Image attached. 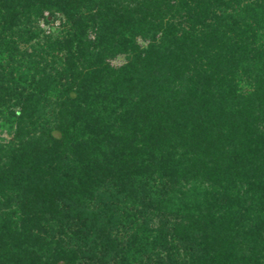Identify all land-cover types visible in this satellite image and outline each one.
Segmentation results:
<instances>
[{"label": "trees", "instance_id": "obj_1", "mask_svg": "<svg viewBox=\"0 0 264 264\" xmlns=\"http://www.w3.org/2000/svg\"><path fill=\"white\" fill-rule=\"evenodd\" d=\"M44 9L66 36L19 54ZM0 118L20 213L0 264H134L120 232L144 264H264V0H0ZM49 219L77 226L74 247L49 249Z\"/></svg>", "mask_w": 264, "mask_h": 264}, {"label": "rangeland", "instance_id": "obj_2", "mask_svg": "<svg viewBox=\"0 0 264 264\" xmlns=\"http://www.w3.org/2000/svg\"><path fill=\"white\" fill-rule=\"evenodd\" d=\"M38 15L36 14V15H33L30 17L31 18V26H22L23 28L30 29V30L34 31L35 35H34V38H32L28 43L20 44L19 51L21 53H19V54H27V56L32 55V54H34L35 50L42 48V46L44 47V44L46 45V43L49 41L52 43L53 46H56L55 43L57 41L63 40V38L67 34L66 33L67 26L65 24V19L62 16H60L59 14H56L54 16V18L50 17V18H52V20L49 22L44 21V17L50 15L49 10L44 9L42 11V13H39ZM161 15H162V13H161ZM86 34H87V38L91 42H94L95 33L92 31H87ZM136 44L139 46L140 49H144L147 47L148 41L143 39L142 37L138 36L136 38ZM91 50H93V47H91ZM52 53L58 59H60V57L62 56V53L57 49H52ZM126 57H127V54H125V53L120 54L119 53L116 56L107 59V62H109L111 67L118 68V67H121L123 64L126 63ZM32 60L33 61L38 60V62H39L40 59H38V57H36ZM32 65H34V64H32ZM34 67H36V65ZM5 104H7V105H5ZM52 104H53V102L50 103V105H52ZM3 105L5 107H7L8 102L7 103L4 102ZM3 123H5L4 119L0 118V146H2L3 150H4V152L1 153L2 156L0 155V157H1V162H3V163L6 162L8 164L9 156L11 154V147H13V145H10L9 142L13 141V139H12L13 137L6 130V128H3V126H2ZM180 134L183 135V133H180ZM127 135H129V134H127ZM176 139L180 140L178 138V134L176 135ZM15 143H16V141H15ZM183 148H185V147L183 146ZM205 161H206L205 158H203V161L200 159H197L193 163L201 166L202 168H207L210 165L208 164L209 162L205 163ZM201 167H199V170H196L195 173L201 172ZM199 178H200V176L196 178L197 181ZM191 180H194V179H191ZM205 183H207V182H205ZM207 186H211V185L205 184L204 189L208 188L209 190H212L211 189L212 187H207ZM178 189H181V188L179 187ZM186 189L188 190L189 188L187 187ZM242 189H244V188H242ZM4 193H6V192L0 191V205L2 206V208H0L1 209L0 210V222L5 217H10L12 219L11 223H14V222L17 223V222H19V219H20V213L18 211L19 208H18L16 203H13V202L7 203V201L5 200V197H3ZM194 195L199 196L198 193H194ZM251 197L253 198L252 199L253 201L256 200L257 202L256 201L255 202L260 204V200L262 198L260 196V194H258L257 196H251ZM257 206H259L258 208H260V206L264 207V205H261V204L257 205ZM157 218H158V216H157ZM194 223L196 224L197 227L199 226V223L196 220H194ZM202 223H205V222H203V220H202ZM48 224H50L49 227H47L50 235L47 237V240L49 243H51V245H49L50 250L54 249L55 243H58L57 241L61 242V246L64 248L74 247L73 239L71 238V233L77 227L74 223L73 224L72 223H59V222L52 221L51 219H49ZM140 235H141V233H140ZM201 235H202V229H200V231L199 230L196 231V240L198 242H199L198 238L202 237ZM119 239H120L121 244H122V252H121L122 255L121 256L124 258H125V256L128 257L129 260L127 259V261H130V262H133V260H132V258H133L134 260H136L135 262H133L134 264H144L143 257L139 258L138 256H134L137 254L134 253L133 248H129V246L127 245V237L125 235H123L121 232L119 234ZM176 245L180 250L179 254L175 255L176 258L178 260H181V261H186V259H185L186 256H184V245H183L182 241L181 242L177 241ZM82 250L83 251L80 252V258L77 261V264H101L99 262V260L93 258L94 256L91 253H89L88 250H86V249H82ZM243 252H246V250L244 249ZM141 259H142V261H141ZM121 260H122L121 258H116V259H113L112 261H110L109 264H121Z\"/></svg>", "mask_w": 264, "mask_h": 264}]
</instances>
